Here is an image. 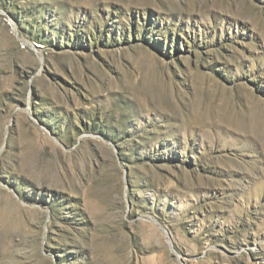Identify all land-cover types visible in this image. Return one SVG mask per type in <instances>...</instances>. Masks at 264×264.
Wrapping results in <instances>:
<instances>
[{"label": "rangeland", "instance_id": "rangeland-1", "mask_svg": "<svg viewBox=\"0 0 264 264\" xmlns=\"http://www.w3.org/2000/svg\"><path fill=\"white\" fill-rule=\"evenodd\" d=\"M0 264H264V0H0Z\"/></svg>", "mask_w": 264, "mask_h": 264}]
</instances>
